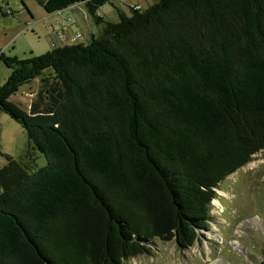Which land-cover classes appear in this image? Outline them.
Here are the masks:
<instances>
[{"label":"trees","instance_id":"trees-1","mask_svg":"<svg viewBox=\"0 0 264 264\" xmlns=\"http://www.w3.org/2000/svg\"><path fill=\"white\" fill-rule=\"evenodd\" d=\"M36 1L84 4L102 33L0 53V112L47 161L33 170L28 151L0 168V264H121L155 239L189 249L220 183L264 150V0H158L118 23L95 16L106 0ZM37 78L26 112L10 98Z\"/></svg>","mask_w":264,"mask_h":264},{"label":"rangeland","instance_id":"rangeland-1","mask_svg":"<svg viewBox=\"0 0 264 264\" xmlns=\"http://www.w3.org/2000/svg\"><path fill=\"white\" fill-rule=\"evenodd\" d=\"M157 1L106 0L95 16L118 23L122 16L130 17L135 7L144 13ZM24 5L21 0H0V53L6 57L26 60L57 48L86 44L102 33V26L95 24L84 4L52 14L36 0H24ZM10 74L0 61V86ZM52 77L50 70L42 76L49 78V83ZM41 85V78H37L21 86L10 101L29 112ZM32 148L24 129L0 112V168L6 165V156L25 161L28 151L34 159L33 170L46 166V158ZM216 195L209 229L198 232L192 247L182 251L173 241L155 239L150 243V255L121 264H258L264 248V150L221 182Z\"/></svg>","mask_w":264,"mask_h":264},{"label":"built area","instance_id":"built-area-1","mask_svg":"<svg viewBox=\"0 0 264 264\" xmlns=\"http://www.w3.org/2000/svg\"><path fill=\"white\" fill-rule=\"evenodd\" d=\"M135 9H137V7H135Z\"/></svg>","mask_w":264,"mask_h":264},{"label":"water","instance_id":"water-1","mask_svg":"<svg viewBox=\"0 0 264 264\" xmlns=\"http://www.w3.org/2000/svg\"><path fill=\"white\" fill-rule=\"evenodd\" d=\"M215 192H216V190H215Z\"/></svg>","mask_w":264,"mask_h":264}]
</instances>
